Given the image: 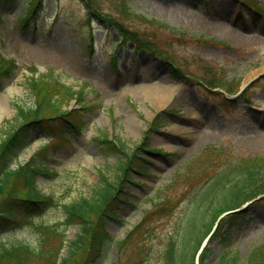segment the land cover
<instances>
[{
    "label": "rangeland",
    "instance_id": "obj_1",
    "mask_svg": "<svg viewBox=\"0 0 264 264\" xmlns=\"http://www.w3.org/2000/svg\"><path fill=\"white\" fill-rule=\"evenodd\" d=\"M125 2L129 13L123 11ZM93 5L136 32L148 42L149 50L128 42L117 44L119 35L88 21L81 0H43V9L37 10L39 19L31 27L18 25L14 10L7 2L2 4L0 56L12 68L9 74H0V101L2 97L6 100L0 113V140L19 120L17 106L32 103L25 80L48 73L61 85L81 91L82 104L89 108L79 111L77 134L67 130L66 137L58 126L54 135L46 136L39 128L32 129L29 145L10 163L15 167L37 148L64 139L59 147L46 152L52 157L44 162L48 174L40 173L36 179L43 193L59 203L68 202L89 194L101 169L115 168L114 157L103 154L97 135L108 133L129 146L147 136L142 152L148 160V173L133 174L136 183L129 188L138 208L125 205L120 212L123 226H108L116 238H122L140 220L141 209L150 207L149 197L166 187L176 169L206 145L219 148V161L232 155L264 156V0H94ZM89 31L91 54L83 46L89 42ZM171 64L178 72L172 71ZM209 76L240 78L241 86H248L243 96L219 87L207 89L200 78ZM151 86L170 88L157 90L150 97L144 90ZM66 107L77 109L79 104L71 99L62 105L63 110ZM155 148L166 155L154 153ZM201 180L197 187L203 186ZM188 182L193 183L191 179ZM187 185L168 188L171 198L181 204L174 214L157 220L159 237L167 234L175 216L189 203ZM245 209L228 246L242 259L264 236V201L247 204ZM43 218L60 220L63 211L52 207ZM77 229L70 226L68 238ZM15 238L34 241L26 229L6 232L0 240ZM158 243L152 242L154 246ZM134 244L135 240L132 244L128 241L120 255L113 244L108 245L97 264H130ZM210 245L215 248L212 260L220 245L216 240Z\"/></svg>",
    "mask_w": 264,
    "mask_h": 264
},
{
    "label": "trees",
    "instance_id": "obj_2",
    "mask_svg": "<svg viewBox=\"0 0 264 264\" xmlns=\"http://www.w3.org/2000/svg\"><path fill=\"white\" fill-rule=\"evenodd\" d=\"M82 1L89 11H93V17L113 26L123 42L128 40L138 49L149 50L148 42L136 32L130 31L112 16L104 17L92 4L94 0ZM5 2L16 13L15 22L18 25L25 26L39 16L40 0H24L21 3L0 0V20ZM128 7L125 2V13L131 11ZM91 43L92 40L85 43L84 48L90 50ZM8 62L0 56V74H9L12 65ZM171 65L174 72L178 71L176 66ZM200 82L207 89L219 87L230 94L240 87V78L229 80L209 76L200 78ZM25 85L33 95L32 103L17 106L19 120H15L14 126L0 140V238L6 232L26 229L34 235V241L18 238L0 240V264H96L107 245L113 243L120 255L126 243L130 241L132 244L133 240L135 244L131 252L135 256L130 264H196V256L197 264H264V236L249 249L244 259L228 247L231 234L246 213L245 208L230 210L250 200L249 204L264 201V156L232 155L225 161H219V148L206 145L199 155L192 156L176 169L165 183L166 187L159 188L153 198L149 197L150 207L141 209L139 222L127 230L123 238H116L108 226L124 223L120 212L124 211L125 205L138 207L129 188L136 183L133 174L143 176L148 173V160L142 152L147 146V136L129 146L108 133L97 135L96 140L103 154L114 157L115 168L101 169L89 194L59 203L52 195L43 193L36 183L40 173L48 174L43 164L46 147L15 167H11L10 163L29 145L32 129L39 128L41 133L54 135L58 126L59 132L68 137L67 130L79 127V111L89 107L82 104L80 92L61 85L50 73L31 75L25 80ZM73 98L79 107L63 110L64 102ZM155 151L163 152L161 148H155ZM201 178L199 183L203 186L197 187ZM188 179L193 183H189ZM180 183L188 184L185 198L189 203L175 216L167 234L159 237L155 223L162 216L174 214L181 204L178 199L171 198L168 188H176ZM57 206L62 209L63 218L46 221L43 218L45 212ZM73 225L78 229L73 237L68 238L67 231ZM211 230L208 242L197 253ZM214 240L220 248L218 255L208 263L215 251L210 245ZM156 241L159 243L154 246L152 242Z\"/></svg>",
    "mask_w": 264,
    "mask_h": 264
},
{
    "label": "bare ground",
    "instance_id": "obj_3",
    "mask_svg": "<svg viewBox=\"0 0 264 264\" xmlns=\"http://www.w3.org/2000/svg\"><path fill=\"white\" fill-rule=\"evenodd\" d=\"M261 68H264V64L262 65ZM168 88H170V87L169 86H164L163 88H158V87L151 86V87L145 88L144 93H146V95H150V97H152L153 92H155L157 90H160V89H162L163 91H166V89L168 90ZM5 102H6L5 98L2 97V100L0 101V113H1V111L3 109V107L5 106Z\"/></svg>",
    "mask_w": 264,
    "mask_h": 264
}]
</instances>
